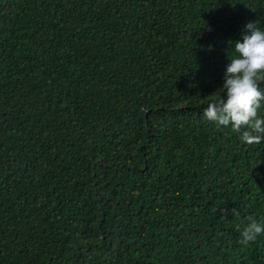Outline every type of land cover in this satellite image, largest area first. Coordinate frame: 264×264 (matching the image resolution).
<instances>
[{"label":"trees","instance_id":"trees-1","mask_svg":"<svg viewBox=\"0 0 264 264\" xmlns=\"http://www.w3.org/2000/svg\"><path fill=\"white\" fill-rule=\"evenodd\" d=\"M249 21L264 0H0V264H264L236 230L264 141L203 115Z\"/></svg>","mask_w":264,"mask_h":264},{"label":"clouds","instance_id":"clouds-1","mask_svg":"<svg viewBox=\"0 0 264 264\" xmlns=\"http://www.w3.org/2000/svg\"><path fill=\"white\" fill-rule=\"evenodd\" d=\"M235 52L223 74V94L214 95L204 108L203 115L217 127H231L246 144H260L264 141V117L258 110L264 107V30L258 21L245 25L242 40L235 41ZM233 214L235 210L233 209ZM240 243L247 246L264 234V218L249 217L246 224H237Z\"/></svg>","mask_w":264,"mask_h":264}]
</instances>
